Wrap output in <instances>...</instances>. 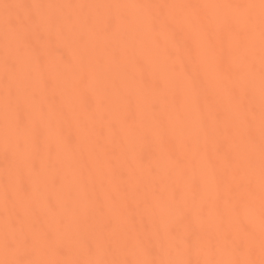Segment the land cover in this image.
I'll return each mask as SVG.
<instances>
[{"label":"bare ground","instance_id":"obj_1","mask_svg":"<svg viewBox=\"0 0 264 264\" xmlns=\"http://www.w3.org/2000/svg\"><path fill=\"white\" fill-rule=\"evenodd\" d=\"M262 248L261 0H0V261Z\"/></svg>","mask_w":264,"mask_h":264},{"label":"snow or ice","instance_id":"obj_2","mask_svg":"<svg viewBox=\"0 0 264 264\" xmlns=\"http://www.w3.org/2000/svg\"><path fill=\"white\" fill-rule=\"evenodd\" d=\"M31 7V5H29ZM261 8L264 10V0H261ZM33 23H40V18L33 16L32 18ZM9 27L12 29H15V24L9 20ZM18 246H22L26 251L29 250L32 247V241L28 238H24L23 240H17V239H8L5 238L3 242V247L5 248L6 251H15ZM264 250V248H262ZM243 251V249H241ZM0 264H41V262L37 261H30V260H23V259H18V260H5V261H0ZM95 264H105L103 261H97ZM110 264H131V262H119V261H113L110 262ZM137 264H163V262H157L155 260L151 261H139ZM168 264H180V262H168ZM182 264H192L191 261H185L182 262ZM211 264H215V262H211ZM234 264H255L254 261L250 260H244V261H236ZM260 264H264V259L261 260Z\"/></svg>","mask_w":264,"mask_h":264}]
</instances>
